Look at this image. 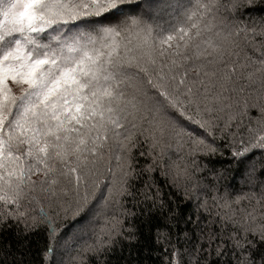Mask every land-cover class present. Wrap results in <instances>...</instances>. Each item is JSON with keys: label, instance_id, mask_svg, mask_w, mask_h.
<instances>
[{"label": "snow or ice", "instance_id": "snow-or-ice-1", "mask_svg": "<svg viewBox=\"0 0 264 264\" xmlns=\"http://www.w3.org/2000/svg\"><path fill=\"white\" fill-rule=\"evenodd\" d=\"M4 233L0 264H264V0H0Z\"/></svg>", "mask_w": 264, "mask_h": 264}, {"label": "trees", "instance_id": "trees-1", "mask_svg": "<svg viewBox=\"0 0 264 264\" xmlns=\"http://www.w3.org/2000/svg\"><path fill=\"white\" fill-rule=\"evenodd\" d=\"M223 159V158H221ZM217 167H219V164L217 165ZM161 184H163V179L161 178L160 180ZM233 184H237V181H232ZM238 186V184H237ZM10 239V235L7 234V233H4V234H0V242L2 243H7Z\"/></svg>", "mask_w": 264, "mask_h": 264}]
</instances>
